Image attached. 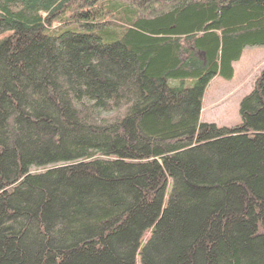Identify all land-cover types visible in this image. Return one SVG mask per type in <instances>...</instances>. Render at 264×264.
Here are the masks:
<instances>
[{
    "label": "trees",
    "instance_id": "1",
    "mask_svg": "<svg viewBox=\"0 0 264 264\" xmlns=\"http://www.w3.org/2000/svg\"><path fill=\"white\" fill-rule=\"evenodd\" d=\"M2 33L0 264H264V68L199 121L264 0H0Z\"/></svg>",
    "mask_w": 264,
    "mask_h": 264
},
{
    "label": "rangeland",
    "instance_id": "2",
    "mask_svg": "<svg viewBox=\"0 0 264 264\" xmlns=\"http://www.w3.org/2000/svg\"><path fill=\"white\" fill-rule=\"evenodd\" d=\"M4 35L0 34V38ZM263 68L264 45L245 47L241 57L233 62L230 79L216 76L211 80L201 103L199 121L226 127L236 125L240 121V101L251 91Z\"/></svg>",
    "mask_w": 264,
    "mask_h": 264
},
{
    "label": "crops",
    "instance_id": "3",
    "mask_svg": "<svg viewBox=\"0 0 264 264\" xmlns=\"http://www.w3.org/2000/svg\"><path fill=\"white\" fill-rule=\"evenodd\" d=\"M224 88V87H223ZM204 98V97H203ZM203 101V100H202ZM200 119H201V112H200V117H199Z\"/></svg>",
    "mask_w": 264,
    "mask_h": 264
}]
</instances>
